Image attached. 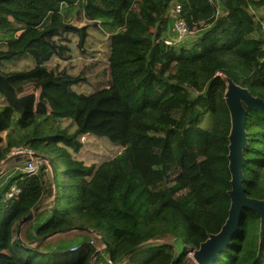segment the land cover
Segmentation results:
<instances>
[{
    "label": "trees",
    "instance_id": "trees-1",
    "mask_svg": "<svg viewBox=\"0 0 264 264\" xmlns=\"http://www.w3.org/2000/svg\"><path fill=\"white\" fill-rule=\"evenodd\" d=\"M176 5L199 33L190 48L165 43ZM260 9L264 0H0V163L16 149L45 158L35 176L13 168L0 176V264H189L188 248L219 234L229 217L226 80L264 100ZM100 20L116 27L105 62L75 76L51 67L66 59L72 37L88 57ZM21 61L29 66L6 70ZM51 118L72 123L74 132H45L40 123ZM246 132V196L264 201L263 113L248 111ZM85 136L122 148L111 160L116 181L108 203L99 192L100 165L74 157ZM47 150L62 163V194ZM12 187L20 194L6 201ZM29 214L37 216L18 237ZM260 225L257 214L244 212L213 264H264ZM74 229L89 236L76 246L45 243ZM176 240L185 246L181 253Z\"/></svg>",
    "mask_w": 264,
    "mask_h": 264
},
{
    "label": "water",
    "instance_id": "water-1",
    "mask_svg": "<svg viewBox=\"0 0 264 264\" xmlns=\"http://www.w3.org/2000/svg\"><path fill=\"white\" fill-rule=\"evenodd\" d=\"M227 90L225 93V103L230 112L231 132L229 136V170L231 174V190L229 192L231 207L229 217L221 232L217 235H211L209 239L200 245V248L190 249L194 254V259L198 264H213L219 254L225 251L231 243L232 238L239 232V226L244 212L251 211L257 214L261 220L260 238L261 244L264 242V201L252 199L246 196L244 188L243 168L246 164L245 151L249 145V138L246 132V124L248 120V111H257L264 114V100L254 97L247 89H244L232 80L227 79ZM29 157L37 161H44V157L34 153H21L12 156L7 162L13 159ZM37 214H29L24 217L17 228V235L20 237L22 227L35 219ZM81 229H74L72 231ZM84 232L90 233L88 230ZM50 237H45L47 240ZM105 245L106 242L102 241ZM174 246L178 252L184 251V244L176 240ZM101 251H97L93 259L97 257Z\"/></svg>",
    "mask_w": 264,
    "mask_h": 264
},
{
    "label": "rangeland",
    "instance_id": "rangeland-1",
    "mask_svg": "<svg viewBox=\"0 0 264 264\" xmlns=\"http://www.w3.org/2000/svg\"><path fill=\"white\" fill-rule=\"evenodd\" d=\"M253 11V10H251ZM256 15L258 17V19L260 17H264V9H260L257 10ZM74 13H68L67 14V19L68 21H71V19L73 18ZM264 21V20H263ZM98 23H101L100 25V31H93L91 33V46L88 45L87 49V53L89 54L88 57L87 56H83L80 52V50L78 49V45H77V41L78 39L75 37H72L71 40V49L70 52L66 53V59H60V58H55L51 64V67H60L63 69H66L68 71L69 74L75 76L77 74H79L83 68L85 66H89L91 65L93 62L97 61V60H102V61H106V55H105V51H106V45L105 42L107 41L108 37L116 32V27L115 24L111 21L108 20H103L100 22L98 21ZM264 24V22H263ZM173 31V29H172ZM199 36V33L194 31L187 39L183 40L182 42L178 43L177 40L176 42H173L172 44L175 46H182L185 45L187 48H190L192 43L194 41H196L197 37ZM175 39V34L174 31L171 35V38H169L168 40L173 41ZM98 41H102V43H98L97 46L94 44L95 42ZM177 43V44H176ZM92 53H95L96 56L95 58L90 57V55ZM28 67L29 66V62L26 61H21L20 63H17L16 66H8L6 68V70H16L17 68L19 69H23L24 67ZM81 91V90H80ZM83 91H85V93H89L91 91H93V88L89 87V86H85L83 88ZM42 126V129L45 132L50 131V129H54V130H60L63 127L64 128H69L70 132H74V127H72V123L70 125V122L68 121H64L61 122L59 120H55L54 118L47 120V122L40 123ZM45 125V126H44ZM81 142L84 144V148L83 150L78 154V155H74L75 159H79L80 161H83L86 165H92V164H96V165H100L99 171H100V175L101 178L104 180V188L102 190V188L100 189V193L103 192V194L101 195V197H103L104 203H108L109 200L111 199L112 196V190L113 187L115 185V175L113 172V167H112V159H114L117 155H119L122 152V148L118 147V146H113L112 144H110V142L105 139H98L95 137H91V136H85L83 138H81ZM3 144H0V147H2ZM43 150V149H42ZM12 156V155H11ZM47 157L51 158V162L54 164L57 174H58V190H59V194L63 193V169H62V163L60 161V159L58 158L57 154L50 152L49 150H47ZM10 162V161H9ZM6 163V161H2L0 163V176L1 175H5V174H9L7 173L8 171H10V169L14 168L16 165H24L26 162L29 161H24V162H13L11 165ZM22 173V172H19ZM49 176V175H48ZM91 196V193L89 194V198ZM94 194L92 195L91 198V202L94 199ZM100 209L102 211V215H104V212L102 210V206H100ZM104 211H108V207H104ZM80 232V231H79ZM77 231H71L68 232L66 234H62L60 236H52L50 238H48V240L45 241L49 242V244H51L53 247L57 246V244H62V243H68L71 242L73 244H76L79 242L80 238H83L85 233L80 234ZM85 236H89V234H86ZM48 244V243H47ZM46 244V245H47ZM190 249L193 248H188V251ZM96 258V257H95ZM94 258V259H95ZM93 259V260H94ZM189 264H198L197 261L194 259V254L192 252L189 251ZM92 260V262H93Z\"/></svg>",
    "mask_w": 264,
    "mask_h": 264
},
{
    "label": "built area",
    "instance_id": "built-area-1",
    "mask_svg": "<svg viewBox=\"0 0 264 264\" xmlns=\"http://www.w3.org/2000/svg\"><path fill=\"white\" fill-rule=\"evenodd\" d=\"M182 8L180 5H176L171 12V17L174 20L173 23V31L175 34V39L173 41L167 40L165 43L169 46H175L172 43L177 42L180 43L183 40L187 39L194 31L189 28L187 22L181 18ZM262 29L264 30V24H262ZM177 44V43H176ZM21 153H27L26 150L16 149L14 150L11 155H17ZM40 161L31 159L29 162H26L24 165H16L13 168V171L16 172H22L24 174H27L29 176H35L39 173L40 169ZM14 173V172H13ZM20 194V190L17 187H12L11 190L6 194V201L13 199L17 195ZM94 244V243H92ZM109 264H112L111 261H109Z\"/></svg>",
    "mask_w": 264,
    "mask_h": 264
},
{
    "label": "crops",
    "instance_id": "crops-1",
    "mask_svg": "<svg viewBox=\"0 0 264 264\" xmlns=\"http://www.w3.org/2000/svg\"><path fill=\"white\" fill-rule=\"evenodd\" d=\"M4 135H5V134H3L2 137H4ZM11 171H12V170H11ZM7 173H9V171H8ZM10 173H13V172H10Z\"/></svg>",
    "mask_w": 264,
    "mask_h": 264
}]
</instances>
